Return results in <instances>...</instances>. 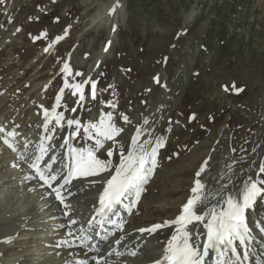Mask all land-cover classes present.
Masks as SVG:
<instances>
[{
	"label": "rangeland",
	"instance_id": "374dc122",
	"mask_svg": "<svg viewBox=\"0 0 264 264\" xmlns=\"http://www.w3.org/2000/svg\"><path fill=\"white\" fill-rule=\"evenodd\" d=\"M95 13L98 22L93 23ZM56 37L62 39L56 41ZM154 110L158 114L151 115ZM2 116L9 132L16 128L15 136L25 141L36 138L37 144L51 139V151L64 156L66 167L57 174L54 169L57 180L52 187L36 179L41 185L37 195L53 203L49 211L59 205L53 189L68 177L79 151L93 150L97 159L109 163L107 171L72 176L59 189L65 195L77 188V195L69 200L73 218L91 209L94 189L115 174L121 153L127 157L133 150V137L143 134V148L149 152L162 141L156 166L150 160L145 164L152 171L139 201L131 206L134 193L121 198L118 216L111 220L115 221L113 233L101 227L90 231L92 238L99 236L103 244H112L109 250L116 244L113 255L104 257L106 253L100 251L101 256L94 259L92 254H98L103 245L97 246L94 239L81 240L76 247L87 254L85 264H101V259L114 264H155L180 228L165 222L182 214L197 179L203 185L199 193L203 203L198 207L205 218L210 211L226 208L228 196H239L246 183L264 188L260 172L264 165V0H0ZM69 120L74 122L69 125ZM101 120L121 131L113 140L101 137L103 147L97 148L95 130L85 132V128ZM123 142L122 152L108 155L109 149L113 153ZM30 157L34 159L35 152ZM25 169L34 168L26 165ZM51 170L43 172L49 176ZM16 171L9 164L3 166L0 182L20 175ZM16 190L7 205L12 212L1 215L0 221H5L0 228L51 224L50 214L38 215L39 206L27 216L16 217L29 207L26 200H17L23 188ZM76 223L68 227L84 229L82 220ZM193 223L186 229L202 246L206 220ZM245 223V242H233L236 254L231 246L223 256L209 249L203 264L220 260L264 264V192L246 209ZM157 224L165 226L151 230ZM142 230L146 235H141ZM12 246L15 251L6 250L7 255L17 260L6 258L7 263L20 262V253L25 255L22 263L36 261L21 252L23 245L15 247L14 241ZM137 249L140 252L132 255Z\"/></svg>",
	"mask_w": 264,
	"mask_h": 264
},
{
	"label": "bare ground",
	"instance_id": "6f19581e",
	"mask_svg": "<svg viewBox=\"0 0 264 264\" xmlns=\"http://www.w3.org/2000/svg\"><path fill=\"white\" fill-rule=\"evenodd\" d=\"M97 15H98V13H95L92 16L91 21L93 23H96ZM177 88H179L178 85H177L176 89ZM162 93H163V99H164L165 94H164V92H162ZM170 93H171V90H170ZM169 102L172 103V99L169 100ZM168 103H167V106L165 107V111L167 110V107L170 104V103L169 104ZM170 109H173V108H170ZM157 111L156 110L152 111L151 115H156V113L158 114ZM7 123L8 122H6V118H4V116L0 117V128H3L5 130V132H0V161L2 163L0 170L3 168V166H6L7 164H9L10 167H14L15 169H17L15 174L17 172H20V175H17V176L10 175L6 179L4 178L5 180L3 179L0 182V188L5 189V192H0V217H1V215L6 216V214H8V216H9L11 214L12 209H11V207H8L7 205H9L10 202L15 198L14 192L17 191L16 187H21V188H23V190H22V192H21V194L17 200H19V201H25L26 200L25 205H28L29 207L30 206L31 207L30 208L28 207L25 211L18 212L16 217H19L22 215L27 216L30 212H32L35 209V207L39 206L41 210L38 212V215L41 214L44 216V214H45V216H46V214L48 213V216H49V214H50V216L48 217L49 219H47V221L48 222L51 221V224L39 226L37 223L29 222V223H24V224H20V225L18 224L15 227H13L12 225H9V227H7L6 229L5 228L3 229V227L0 228V264H9L6 262V258H8V260H13V261L17 260L16 258H14V259L10 258L6 252V250L7 251L8 250L9 251L10 250L15 251L14 250L15 248L12 246V244H14V241H15V247H16V245L18 246L19 244H20V246L23 245L21 247V252H27L29 255H33L32 259L36 260L35 262L33 261V264H40L41 262H42L41 264H51L53 262L55 264H85L88 261V256H87V254H83V253H80L79 251H77L76 247L78 246V242H80L82 240V242L86 243L87 241L94 239L95 244L98 243L97 246H101L103 244V241L99 238V236L97 238H95V237L92 238V236L90 234L91 229L95 230V229L101 227L102 229H104V230L106 229L107 231H109V233L114 232V227H115L114 222L115 221L114 222L111 221V218H110L111 215H108L107 217L102 218L99 215L100 207L97 205L99 193L101 192L102 188L104 187L105 182L108 179H110L111 177L105 178L103 180L102 185H100L94 189L93 196L89 200V202L91 204V209H86L85 211H83V213L80 215L79 218L78 217L73 218V215L70 214L71 212L68 211V208H66L65 205L66 204L69 205L70 204L69 200L71 198H73L74 195H77L76 194L77 188L68 192V193L66 191L65 195H63V193L59 191V189L61 187L63 188L65 185L64 180L69 179V173H67L68 177L63 178L61 180V182L59 183V185L54 188L60 192L61 197L63 198V203L61 202V199L57 197L56 191H54V189H53V194H54V198H55L54 201L59 203V205L56 208H54L52 211H49L50 209H52L54 207V206H52L53 205L52 201L46 203L44 201L45 199L42 195H37V191H38L39 187L43 184L44 185H48V184H46L44 182V180H42L40 178V175L38 174L36 168L33 167L34 169H33V171H31V169L27 170V169H25V167H26V165L30 166V165H33L34 163H36L37 162L36 158L38 156H40V157H42L39 161V168L41 169V171L46 170V172H47V170L49 169V165H50V168L52 167L50 174L56 175L58 171L64 170L65 168L63 169V167H66L64 156L61 154L60 151H54V152L51 151L53 149L52 145H51L53 143V140H51V139H46V140L40 139V140H38V144L35 143L36 138L30 139L29 141H25V137L20 136V135L15 136L16 135V133H15L16 128H14V130L12 131L15 133V135H14L15 137L14 136H7L6 133L9 132V126L7 125ZM144 137L145 136L143 134H138L136 136L137 145H135V149L140 151V146L145 145V143H144L145 140L143 139ZM4 139H8V141L13 145V148L15 150H13V148H9L8 144L4 143ZM34 143L37 145H35ZM32 144H34V145H32ZM41 149H43L44 151L41 152ZM123 150H124V142H123L121 147H115L112 156L114 157V156L118 155ZM15 152H16V154H14ZM30 152H35L34 159L32 157H30ZM106 153L107 152H105L104 155H106ZM6 157L8 158V160L6 159ZM48 158H49L48 162L46 164H44ZM3 159L7 160V162L5 161L6 164L4 163ZM72 166L70 168H72ZM256 166L257 165H255V167ZM252 168H254V166H252ZM54 169H55L56 174L54 173ZM51 175H49V177ZM36 179L40 180L41 185L37 184ZM71 180H73L72 177H71ZM69 181H70V179H69ZM51 182L52 181L50 180V183ZM3 189H1V190H3ZM64 189H66V188H64ZM64 189H63V192H64ZM146 192H147V190H146ZM49 197H51V196H49ZM30 198L33 199L31 204L28 203V200ZM94 205H95V207H94ZM121 205H122V202H121V204H118V206L116 208L117 209L116 213H118L119 209L121 208ZM51 212H53V213L55 212V214L51 215ZM210 212H208V213H210ZM57 217H60L59 221H58ZM102 219H103V223L101 224L100 221ZM209 219H210V215L207 214V216L205 218L206 222ZM73 220L75 221V223H72ZM76 220L77 221L78 220L83 221V223H82L83 227H84V229H82L83 231L70 229L68 227L69 225L75 226L77 224ZM3 221H5V220H3ZM3 221H0V224ZM193 224H194L193 222L190 224H187L186 227L188 228L189 226H192ZM203 224H202V226H203ZM1 226H3V225H1ZM203 229H204V232L202 234L201 241H203L204 236H205V226ZM38 230H43L46 235H41L42 231H38ZM15 234H19V236H17V235L14 236ZM141 235H146V232L143 231L141 233ZM37 236H39V238H37ZM61 236H62V238H60ZM14 237H15V239H14ZM110 246H112V244H109L108 241H106V243L103 244L101 246V248L107 247V250L105 251L103 248L101 250V248L98 247V249H99L98 254H92L93 258L94 259L99 258L101 256L100 251L102 253L103 252L106 253L104 255V257H106L108 255L112 256L114 251L116 250V248H115L116 244L112 247L111 250H109ZM9 251H8V253H9ZM138 252H140V251L137 249L135 253H138ZM246 255L247 256L250 255V257H254V255L249 253V252H247ZM18 258H19L20 262H17L15 264H25L26 263V261L25 262L23 261V263H22V260L25 258V255L22 256L20 253ZM36 262H38V263H36ZM100 263L101 264H104V263L105 264L106 263L114 264L112 262H107V261L103 262V259L100 260ZM116 264H121V263H116Z\"/></svg>",
	"mask_w": 264,
	"mask_h": 264
},
{
	"label": "snow or ice",
	"instance_id": "6c2138e0",
	"mask_svg": "<svg viewBox=\"0 0 264 264\" xmlns=\"http://www.w3.org/2000/svg\"><path fill=\"white\" fill-rule=\"evenodd\" d=\"M112 11L114 12L115 8H113ZM41 35L47 34L42 33ZM38 38L39 37H36L34 39ZM60 39H62V37H56V41ZM49 47H51V45H49ZM67 67L68 66L65 65V69H67ZM77 75H79V73H77ZM75 87L79 89L81 86L75 85ZM94 87L93 85V88ZM60 119L61 117H56V122L59 123ZM110 119L111 117L109 116L108 120ZM124 119L127 121L128 118L124 117ZM73 122L74 121L69 120L68 124L71 125ZM75 123L79 124V121H75ZM89 129L95 130L97 148L103 147V140L101 137L104 140H113L121 131V129L116 128L115 125L106 123L104 120H101L99 124L87 126L85 132H88ZM0 132H5V130L0 128ZM6 135L14 136L15 133L7 132ZM4 143L8 144L9 148H13V145L8 139H4ZM132 145H137L136 137H133ZM163 146V142L158 141L157 147L152 148L150 152L144 149L143 146H140L139 152H137L134 147L133 150L128 153L127 157L121 153V162L116 167L115 174L107 180V187L104 188L99 198V215L102 218L112 213L115 206L121 204V198L125 197L126 194L128 196H131L133 193L135 194V200L131 205L135 206V203L139 201L140 195L144 190L143 185L147 182L148 176L151 175L152 171L151 168L146 169L145 164L150 160L154 168L157 163V148ZM13 150L15 149L13 148ZM43 151L44 150L41 149V152ZM112 154V150L109 149L108 155L111 156ZM41 158L42 157L38 156L36 158L37 162L34 163L32 167L36 168L40 178L44 180L49 187H52L50 180L56 181L57 176L51 175L49 177L41 171L39 168V161ZM108 167L109 163L97 159L93 150H88L87 152L81 150L74 157V166L69 169V178L77 175H97L100 172L107 171ZM200 171H203V168H201ZM260 172L264 173V165L260 167ZM199 175L200 172H197V176ZM68 183L69 179H65L64 184ZM261 183H264V181H261ZM202 188L203 185L201 181L197 179L195 181V187L192 189L194 195L184 205L182 214L177 217L175 221L165 222V225L174 223L181 226L177 230V234H174L172 239L168 242V246L165 249L164 260L167 261V264H203L204 258L209 255V249H213L223 256L224 250L231 246L232 253L236 254V249L233 246L234 240L239 239L240 243L243 244L245 242V234L248 231L245 223V211L254 204L256 197L261 192H264V188L258 187L257 183H246L239 196H228L225 201L226 208L221 209L219 213L214 210L208 213L211 218L207 220L205 224L207 228V241L201 246L195 242L194 236L186 229V225L192 223L193 220L201 222L205 220V215L201 214L203 209L198 207V203H203L202 197L199 194ZM54 191H56L57 197L60 198L63 203L60 192L56 189H54ZM131 206H129V210ZM65 207L70 208V205L66 204ZM72 223H75V221L73 220ZM100 223H103V219ZM165 225H154L151 230L161 228ZM131 254L135 255L136 253L133 252ZM155 264H162V261L158 260ZM217 264H231V261L220 260Z\"/></svg>",
	"mask_w": 264,
	"mask_h": 264
},
{
	"label": "water",
	"instance_id": "95a60500",
	"mask_svg": "<svg viewBox=\"0 0 264 264\" xmlns=\"http://www.w3.org/2000/svg\"><path fill=\"white\" fill-rule=\"evenodd\" d=\"M184 82H186V80H185ZM183 87H184V86H183Z\"/></svg>",
	"mask_w": 264,
	"mask_h": 264
}]
</instances>
